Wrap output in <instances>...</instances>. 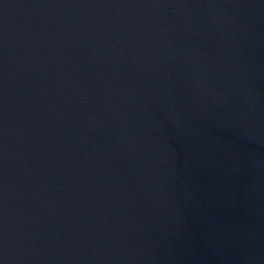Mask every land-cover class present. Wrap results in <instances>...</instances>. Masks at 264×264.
<instances>
[{
    "label": "water",
    "instance_id": "95a60500",
    "mask_svg": "<svg viewBox=\"0 0 264 264\" xmlns=\"http://www.w3.org/2000/svg\"><path fill=\"white\" fill-rule=\"evenodd\" d=\"M0 264H264V0H0Z\"/></svg>",
    "mask_w": 264,
    "mask_h": 264
}]
</instances>
